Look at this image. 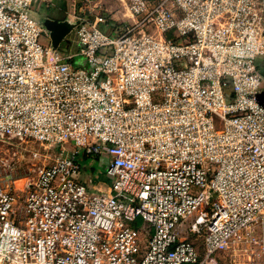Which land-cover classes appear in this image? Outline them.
<instances>
[{
    "label": "built area",
    "instance_id": "2783aa9c",
    "mask_svg": "<svg viewBox=\"0 0 264 264\" xmlns=\"http://www.w3.org/2000/svg\"><path fill=\"white\" fill-rule=\"evenodd\" d=\"M127 2L110 33L74 11L68 53L52 0H0V144L55 152L0 154V264H264V0Z\"/></svg>",
    "mask_w": 264,
    "mask_h": 264
},
{
    "label": "crops",
    "instance_id": "0c3cea01",
    "mask_svg": "<svg viewBox=\"0 0 264 264\" xmlns=\"http://www.w3.org/2000/svg\"><path fill=\"white\" fill-rule=\"evenodd\" d=\"M83 0H52L50 8H41L40 15L50 17L55 20L63 21L65 19L71 18V14L75 11L77 6L79 7V12L89 8L91 12H87V15H98L99 11L105 10L102 15L109 17V24L107 26H102L106 30H112V28L123 25L126 22L132 21V16L129 12L127 0H120L121 2H115V0H95L91 5H85ZM82 2V3H81ZM105 7H104V6ZM86 6V7H85ZM103 7V8H102ZM110 23H113L112 25ZM97 162L101 170L104 169L108 164V158L104 159H92ZM84 164V163H83ZM83 170L78 176V180L86 184L91 188V190L108 191L109 181L103 177L104 171L101 175H97L92 169H88V166L83 165Z\"/></svg>",
    "mask_w": 264,
    "mask_h": 264
},
{
    "label": "rangeland",
    "instance_id": "374dc122",
    "mask_svg": "<svg viewBox=\"0 0 264 264\" xmlns=\"http://www.w3.org/2000/svg\"><path fill=\"white\" fill-rule=\"evenodd\" d=\"M85 2V0H83ZM82 1V2H83ZM81 2V3H82ZM115 2H121L120 0H115ZM104 6V5H103ZM79 7L77 6L75 11L78 15H81L82 12H79ZM105 7V6H104ZM103 8V7H102ZM105 10L102 11L98 10V13L102 15ZM38 19L41 20V15L38 14ZM72 17V16H71ZM112 32V30H109V33ZM73 32L67 37V40H70V43L68 44H62L61 49H64L68 53H73L78 49V44L76 43V39H74ZM45 43V42H44ZM264 92V86L263 90ZM0 154L2 157H13L14 162H16L17 166V174L20 177H33L35 176V170H37L39 167H42L44 165L50 164L53 159L55 152L53 150H50L46 148L45 146H42L41 144L37 143H28V144H19L16 143L13 146H7L0 144ZM84 166H88V169H92L97 175H101V173L104 171L101 170V167L97 164L95 160L89 159L83 161ZM200 244V242H198Z\"/></svg>",
    "mask_w": 264,
    "mask_h": 264
},
{
    "label": "water",
    "instance_id": "95a60500",
    "mask_svg": "<svg viewBox=\"0 0 264 264\" xmlns=\"http://www.w3.org/2000/svg\"><path fill=\"white\" fill-rule=\"evenodd\" d=\"M41 22L45 29L50 33V39L53 49H60L62 44L70 43L67 37L73 32L75 24H71L69 19L63 21L55 20L41 15ZM259 104L264 107V92L257 94Z\"/></svg>",
    "mask_w": 264,
    "mask_h": 264
},
{
    "label": "trees",
    "instance_id": "16d2710c",
    "mask_svg": "<svg viewBox=\"0 0 264 264\" xmlns=\"http://www.w3.org/2000/svg\"><path fill=\"white\" fill-rule=\"evenodd\" d=\"M107 19H109V17H107V16H105ZM109 23V22H108ZM111 25L113 24V23H110ZM102 28V30L103 31H106V28H104V27H101ZM63 50H65V49H63Z\"/></svg>",
    "mask_w": 264,
    "mask_h": 264
}]
</instances>
